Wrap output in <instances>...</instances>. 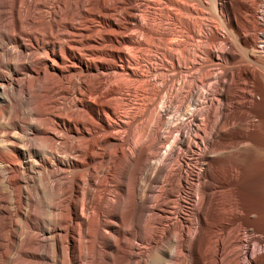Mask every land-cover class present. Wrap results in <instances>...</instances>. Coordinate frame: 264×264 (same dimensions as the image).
Instances as JSON below:
<instances>
[{"label": "bare ground", "instance_id": "6f19581e", "mask_svg": "<svg viewBox=\"0 0 264 264\" xmlns=\"http://www.w3.org/2000/svg\"><path fill=\"white\" fill-rule=\"evenodd\" d=\"M244 233L264 234V0H0V264H264Z\"/></svg>", "mask_w": 264, "mask_h": 264}, {"label": "rangeland", "instance_id": "374dc122", "mask_svg": "<svg viewBox=\"0 0 264 264\" xmlns=\"http://www.w3.org/2000/svg\"><path fill=\"white\" fill-rule=\"evenodd\" d=\"M261 28H263V26H261ZM257 31V30H256ZM223 32H224V34L222 35V38L220 39V40H218V42H217V46H220V47H222V50L223 51H225V50H228V51H235V49H234V47L231 45V42H230V40H232V37L230 38V36H229V34L225 31V30H223ZM257 32H259V30L257 31ZM181 37H178V39H180ZM230 38V39H229ZM232 67V68H231ZM231 67H230V65L228 66V65H225V64H220V65H216L215 67H214V69L216 70V72L218 71L219 72V76H218V79L216 80V82H215V86L213 85V87H212V89H214V90H217L218 92L219 91H221L222 89H223V85L227 82V83H229V81L230 80H228L227 78H225V73L227 72V71H236V67H237V65H231ZM234 67H235V69H234ZM217 72V73H218ZM169 73V72H168ZM167 73V74H168ZM166 74V75H167ZM170 74V73H169ZM173 74V72L170 74V75H172ZM187 75V74H186ZM168 77H169V75H167ZM189 78V74L187 75V79ZM222 84V85H221ZM222 86V87H221ZM221 87V88H220ZM221 89V90H220ZM249 88L248 87H246L245 89H244V91H246V92H244L245 94H249ZM209 96V97H208ZM207 97V99H205V101H202L201 103H202V105L200 104V106H199V112H202V110H205V108H207L206 106H208V103H209V101L211 102V103H213L215 100H213L212 101V99H214L215 98V95H214V93L212 94V93H210L209 95H208ZM220 104H222V102H220ZM228 105H229V103H228ZM190 126V124L188 125V124H185L184 125V128H190L189 127ZM189 134L191 135V136H193V135H195L196 134V126L194 125V123H193V125H191V128H190V130H189ZM177 156H178V158H179V160H182L184 157H185V151L181 148V147H179V145L178 144H175L174 145V147L172 148V150H171V152L169 153V155L168 156H166V158H164V163L165 164H167V166L169 165V166H171L172 164H175L174 162H175V159L177 158ZM170 158V159H169ZM173 161V162H172ZM180 163V164H179ZM178 164L176 163L175 165H173V166H177V165H181V167H182V169H181V172L183 173H187V174H191V172L192 173H194L195 172V169H196V167H193V166H195V165H188V164H185V162H179ZM185 165V166H184ZM156 190H157V188H156ZM183 197H184V193L182 192V193H180V195H179V198H177V199H175V202L172 204V206H173V210L175 211L176 210V212H179L178 210H184L183 208V205H182V203L180 202V200L181 199H183ZM181 198V199H180ZM177 203V204H176ZM182 206V207H181ZM178 217H177V215L175 216L174 215V220H176ZM170 221H173V219H171ZM248 234V235H247ZM247 236V237H246ZM258 236H260V239H259V237ZM245 237V238H244ZM242 242H243V245H242V242L238 245L239 246V252L240 253H242L241 251H243V249H244V247L245 246H247V245H252V247H253V249L255 250L254 252L255 253H258V254H260V253H263L264 252V240H262V239H264V234H252V233H244V234H242ZM245 240H246V242H245ZM249 240V241H248ZM263 241V242H262ZM250 242V243H249ZM245 243H247V245L245 244ZM242 249V250H241Z\"/></svg>", "mask_w": 264, "mask_h": 264}]
</instances>
